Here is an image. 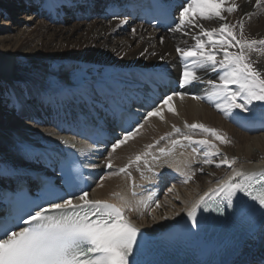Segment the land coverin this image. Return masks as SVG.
<instances>
[{
	"label": "bare ground",
	"instance_id": "obj_1",
	"mask_svg": "<svg viewBox=\"0 0 264 264\" xmlns=\"http://www.w3.org/2000/svg\"><path fill=\"white\" fill-rule=\"evenodd\" d=\"M18 1L0 0V11L8 9L5 18H12L15 8L10 3L16 4ZM26 2H29V7L31 4L40 7L38 13L34 14L36 11L33 9L31 15L21 17L28 26L12 32L20 20L12 23L7 22L8 20L0 22V87L3 88L7 84L10 87L16 85L15 77L18 76L14 73V63L25 59L26 63L16 70L17 74H20L19 77H26L30 82L34 80L40 84L39 89H35L36 84L27 88L29 95L46 94L59 83L62 86L78 84L91 96L95 95L94 87L99 80L107 81L122 74L136 77L143 71H161L181 76L183 62L176 49L192 46L194 44L192 36L200 32L199 28L192 27L187 30L188 35L180 31L153 30L146 33L143 25L133 23L122 15H111L112 8H118L119 4L108 7L105 6L104 0H26ZM100 2L101 6L94 13L100 21L86 19L85 13H82L81 17L78 15L82 5L87 4L85 6L87 9L89 6H99ZM112 2L110 1V4ZM233 2L238 8L233 12L224 11L222 13L224 20L199 22L205 28L211 29L218 28L220 23L237 24L243 19V32L247 39L264 38V0L259 7H254L256 0H226L225 7ZM180 11L181 7L177 11V16ZM54 13L69 15L63 20L73 23L55 24ZM245 13L251 15L246 16ZM41 16H48L52 22L41 19ZM121 21L124 23L121 24ZM234 31L238 33L239 29ZM125 35L128 38L124 39ZM214 38L218 39L219 36ZM229 50L238 49L233 47ZM217 57L222 58L223 53L217 52ZM251 59L253 66L264 75V55L253 53ZM46 61L58 65L59 72L53 73L45 67ZM218 75L219 70L213 71L211 68L198 71L200 79L181 91L185 93L183 99L173 98L172 106L176 108L178 114H173L165 108L164 120H160L159 117L150 118L144 122V128L137 136L114 152L111 145L105 150H89L86 144L81 143V151L86 152L91 159L87 164L88 173L92 176L88 197L118 203L117 197L113 195L118 193L134 208L138 201H147V207L140 205L138 210L127 212V216L139 228L158 233L186 220L187 209L205 192L216 188L222 180L232 175L233 171L253 172L264 169V103L253 102L248 106L247 112L237 109L225 115L215 107V101L208 98L211 88L207 82L218 80ZM16 94L13 92L9 97H15ZM194 95L204 98L193 99ZM108 97V93L104 96H94L92 103L102 104ZM42 109L38 107L37 111L40 112ZM22 113H28L27 109H22ZM29 113L32 114L31 110ZM23 114L0 109L1 183L6 182L8 176L14 175L11 166L20 168L24 178L30 180L33 168L40 167L35 160L37 151L40 153L39 151L46 152L48 148L52 149L61 136L58 127L49 124L45 117L25 119ZM185 122L203 123L215 128L229 141L221 143L208 136L209 139H213L220 152L212 158V163H204L207 151L204 146L195 145L196 151H193L192 147L185 145L177 147L171 156L161 157L160 161L151 162L149 158L152 170L149 171L141 165L143 176L134 166L129 169L131 177L124 173L116 174L130 157L143 152L146 145L170 132L173 124L188 132L184 129ZM192 134L201 138L199 130L193 131ZM167 143V140L161 141L159 146L164 147ZM51 153L56 151L52 149L48 155ZM109 158L113 167L106 168L108 171L106 173L104 168ZM224 158L230 162L235 159L231 166L222 164L217 167V163ZM173 171L177 176L173 177L170 174ZM101 177L104 179L101 180ZM257 259L264 261V224L242 250L238 262L255 263Z\"/></svg>",
	"mask_w": 264,
	"mask_h": 264
},
{
	"label": "snow or ice",
	"instance_id": "obj_2",
	"mask_svg": "<svg viewBox=\"0 0 264 264\" xmlns=\"http://www.w3.org/2000/svg\"><path fill=\"white\" fill-rule=\"evenodd\" d=\"M225 3L226 0H184L178 18H171L174 27H170L169 31H180L188 35L187 30L192 27L200 29L199 33L192 36V46L176 49L183 62L179 85L183 88L198 81V71L202 69L219 70L218 80L207 82L211 88L208 98L215 101V107L219 111L229 115L237 109L242 112L249 111L248 106L253 102H264V75L253 66L251 59L253 53L264 55V38L247 39L243 32V19L237 24L220 23L218 28L211 29L205 28L199 22L222 21L224 11L233 12L238 8L234 2L228 7H225ZM261 3L262 0H256L254 7L261 6ZM120 23L123 24L124 21ZM237 28L238 33L234 31ZM217 35L219 38H214ZM233 47L238 50L230 51ZM217 52L223 53V57L218 58ZM184 95L183 92L165 95L159 105L152 107L144 115L143 122H136L134 128L131 124L123 128V136L111 144L112 151L137 136L144 128V122L150 118L159 117L164 120L165 108L178 114L172 101L174 97L183 99ZM203 98L193 96V99ZM184 129L188 132L173 124L170 132L146 145L143 152L130 157L116 174L124 173L131 177L129 169L134 166L141 171V165L151 171V162L171 156L177 147L185 145L192 147L193 151H196L195 145L204 146L207 149L204 163H212V158L220 152L213 139L208 136L221 143L229 142L217 129L203 123L185 122ZM195 130H199L201 138L192 134ZM164 140L168 141L167 145L160 147V142ZM234 159L230 162L224 158L216 166H231ZM105 166L109 169L113 167L111 158ZM141 175L143 176V171ZM100 179L103 180L104 177ZM63 183L67 190L63 194L59 190L47 192L42 198L45 206L30 204L11 220H0V264H138L135 252L140 246V229L127 216V212L138 210L140 205L147 207V201H138L134 208L118 193H113L118 203L92 200L80 187L78 176L68 175ZM77 192L79 195H76ZM238 195L254 202L251 205L253 210L258 205L259 213L264 218V169L253 172L233 171L216 188L209 189L200 196L187 209V217L192 221L193 227H197V210L203 208L208 211L210 199L219 198L220 203L214 209L219 212L223 210L222 205L225 202L227 207L234 209ZM17 226L19 230H12Z\"/></svg>",
	"mask_w": 264,
	"mask_h": 264
},
{
	"label": "rangeland",
	"instance_id": "obj_3",
	"mask_svg": "<svg viewBox=\"0 0 264 264\" xmlns=\"http://www.w3.org/2000/svg\"><path fill=\"white\" fill-rule=\"evenodd\" d=\"M98 2V1H97ZM11 5H13V8H15L14 9V12H13V16H12V18L10 19V18H5V16L7 15V13H8V9L6 8V9H4V10H2V11H0V22L1 21H6V20H8L7 22H13V21H17V20H20L18 23H16L15 24V30L14 31H12V32H16L17 31V29H20V28H24V27H26V26H28V24L25 22V19L24 18H21V17H26L27 15H31L32 13H33V9H34V11H36L34 14H36V13H38L39 11H40V7H38V5H33V4H31V7H29L28 5V3L26 2V0H19L16 4H12V3H10ZM99 4H101V2L99 3ZM85 6H87V4H85ZM84 5H82L81 7H80V12H83V13H85L84 11L86 10V7H85ZM91 8V7H90ZM83 9H85V10H83ZM69 13V12H68ZM78 14H80V13H78ZM82 14V13H81ZM81 14L79 15L80 17H81ZM54 18H55V20L54 21H56V22H54L55 24H58V25H71L73 22L71 21V22H66L67 20H63V19H65V17H68L67 16V14L65 15V14H63V13H61L60 15L58 14L57 15V13L55 14L54 13ZM91 17H90V19L91 20H93V19H97V20H99L100 21V19L99 18H97V16L95 15L94 16V13H92L91 15H90ZM41 19H45V21H47V22H52L49 18H48V16H41L40 17ZM89 19V18H88ZM60 21V22H59ZM70 23V24H69ZM144 31L146 32V33H149L150 31L146 28V29H144ZM127 33V31L125 32V34ZM123 38L124 39H126V38H128L126 35L125 36H123ZM24 61V62H23ZM19 62V63H18ZM26 63V60L25 59H21V60H17V62H15L14 63V73H15V76H18V77H15V79L17 80V83L18 84H16L14 87H10V85L9 84H7L6 86H3V88L2 87H0V100H3V98L6 96V95H10V94H12L13 92H14V94H15V92L16 93H22L23 91H26L27 90V88H30V86L32 87V85L33 86H36L35 87V89H39V87H40V84H39V82H36V81H32L31 80V82L28 80V79H26V77H19V75L17 74V72H16V70L19 68V67H21L23 64H25ZM18 64V65H17ZM28 64V63H27ZM45 67H47L48 69H50L53 73H57V72H59V66L58 65H54L53 63H49L48 61H46V65H45ZM21 79V80H20ZM40 81H41V79H39ZM19 81V82H18ZM27 82H29V83H27ZM36 84V85H35ZM18 85V86H17ZM29 85V86H28ZM27 86V87H26ZM19 91V92H18ZM5 95V96H4ZM258 103H260V104H263L264 102H258ZM3 105V106H2ZM0 109H3V110H6V111H9V112H14L15 113V109H13V108H11V107H9L8 106V103H3V104H0ZM4 144V143H3ZM205 168H207L206 166H205ZM109 170V169H108ZM105 171H106V173L108 172L107 171V169H105Z\"/></svg>",
	"mask_w": 264,
	"mask_h": 264
}]
</instances>
